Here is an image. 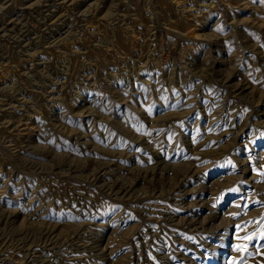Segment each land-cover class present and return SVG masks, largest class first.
Returning a JSON list of instances; mask_svg holds the SVG:
<instances>
[{
    "label": "rangeland",
    "instance_id": "374dc122",
    "mask_svg": "<svg viewBox=\"0 0 264 264\" xmlns=\"http://www.w3.org/2000/svg\"><path fill=\"white\" fill-rule=\"evenodd\" d=\"M0 264H264V0H0Z\"/></svg>",
    "mask_w": 264,
    "mask_h": 264
},
{
    "label": "bare ground",
    "instance_id": "6f19581e",
    "mask_svg": "<svg viewBox=\"0 0 264 264\" xmlns=\"http://www.w3.org/2000/svg\"><path fill=\"white\" fill-rule=\"evenodd\" d=\"M27 51V50H26Z\"/></svg>",
    "mask_w": 264,
    "mask_h": 264
}]
</instances>
